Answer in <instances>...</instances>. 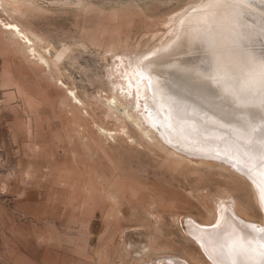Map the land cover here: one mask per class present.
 <instances>
[{"label":"rangeland","instance_id":"374dc122","mask_svg":"<svg viewBox=\"0 0 264 264\" xmlns=\"http://www.w3.org/2000/svg\"><path fill=\"white\" fill-rule=\"evenodd\" d=\"M35 1L16 19L40 37L51 60L58 51L66 55L49 74L0 40V264H139L144 247L156 252L147 264H216L196 246L186 220L219 228L215 198L231 196L235 204L223 203L222 212L239 226L234 210L260 226L264 210L254 189L264 175L224 155L190 162L159 132L148 144L129 120L107 117L105 107L107 73L120 59L112 57L133 51L130 60L143 61L172 36L166 24L201 0ZM258 48L264 52V44ZM67 87L83 108L68 99ZM141 91L146 120L147 87ZM95 124L117 132L115 140Z\"/></svg>","mask_w":264,"mask_h":264},{"label":"bare ground","instance_id":"6f19581e","mask_svg":"<svg viewBox=\"0 0 264 264\" xmlns=\"http://www.w3.org/2000/svg\"><path fill=\"white\" fill-rule=\"evenodd\" d=\"M34 1L0 0V14L5 17L0 19V40L20 53L28 66L50 74L52 65L58 67L66 55V49L58 51L56 59L51 60L46 55L48 49H40V37L16 19V14ZM63 2L81 4V0ZM166 25L170 33L174 31L169 34L172 36L165 37L166 44L146 54L143 61H139L140 57L130 60L133 51L112 57L120 59L112 63L107 73L112 80L110 97L105 102L106 116L122 122L129 120L148 144L152 139L159 141V132L160 140L186 156L224 155L259 172L257 176L264 175V52L258 48L264 44V0H201ZM185 35L193 43L189 49L181 46ZM197 49L206 52V56L181 61L184 54ZM143 86L147 87L146 120L140 114L141 97L137 99ZM65 91L76 108L85 106L74 90L67 87ZM95 126L99 133L115 140L117 132ZM176 157L184 159L178 153ZM187 159L197 162L194 157ZM255 171H250L251 175ZM255 179L260 187L254 189V194L264 210V181ZM232 199L215 198L219 228L204 231L191 217L185 222L186 231L216 264H264V220L256 227L257 222L244 219L234 210L235 218L243 224L239 226L231 212L221 210L223 203L235 204ZM139 254V264H147L156 252L144 247ZM177 261L167 258L159 264H183ZM184 261L192 264L188 259ZM195 262L212 264L207 260Z\"/></svg>","mask_w":264,"mask_h":264},{"label":"water","instance_id":"95a60500","mask_svg":"<svg viewBox=\"0 0 264 264\" xmlns=\"http://www.w3.org/2000/svg\"><path fill=\"white\" fill-rule=\"evenodd\" d=\"M182 42V44L184 45H181V46H184L185 48H190L193 46V43L192 41L188 38L187 35L183 36L180 40ZM186 55V54H184ZM176 57V56H175ZM195 59H198V58H194V57H185L183 60L181 61H186V62H191L192 60L194 61Z\"/></svg>","mask_w":264,"mask_h":264}]
</instances>
